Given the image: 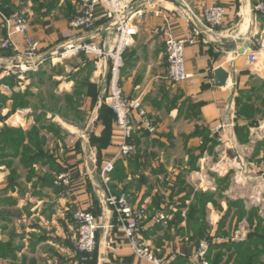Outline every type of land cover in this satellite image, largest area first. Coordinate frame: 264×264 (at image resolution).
I'll return each mask as SVG.
<instances>
[{
  "label": "crops",
  "instance_id": "0c3cea01",
  "mask_svg": "<svg viewBox=\"0 0 264 264\" xmlns=\"http://www.w3.org/2000/svg\"><path fill=\"white\" fill-rule=\"evenodd\" d=\"M185 1L198 16L212 6L222 7L225 21L216 29L222 36L206 32L195 36L194 23L183 16L181 0L148 5L139 34L124 54L120 87L127 99L142 103L157 131L149 134L140 128V118L133 112L130 120L135 128L129 142L136 153L127 158L118 157L122 141L116 119L109 144L99 148L96 140L105 131L99 100L110 81L102 63L79 55L49 60L35 73L6 76L4 68L21 64L28 47L25 38L16 35L14 50H0V239L8 242L10 235H18L13 228L29 222L28 230L33 231L22 236L24 245L17 254L24 264L40 260L82 264L76 252L78 211L93 214L103 226L87 264H150L134 255L117 227L108 228L116 224V216L101 207L107 191L126 193L133 208L145 210L140 236L164 264H175L177 259L199 264L195 255L205 238L211 241L209 264H234L236 252L228 249L229 242L241 244L248 238H228L242 222L252 232L258 219L264 221V179L249 163L244 169L239 161L264 159V66L257 72L246 55L238 53L253 37L264 39V16L255 11L264 0ZM153 6L163 9L166 19L155 17ZM78 8L77 0H0V42L7 36L4 18L24 13L30 20L27 37L38 41L41 54H47L88 36L70 29ZM107 25L104 19L98 22V42L111 38L104 30ZM166 26L178 39L196 37V45L186 49V70L193 78L175 87L169 79L164 36L157 32ZM219 68L229 73L224 87L214 81ZM50 123L66 136L54 125L48 127ZM221 123L225 128L215 135L213 130ZM36 127L41 131L39 142L45 137L40 142L45 150H34L25 160L14 155L11 136L3 130L10 128L26 137ZM60 145L66 149L60 150ZM218 157L222 170L216 174L212 169ZM113 160L114 171L105 183L102 171ZM61 174L70 179L69 186L55 184ZM256 180L259 188L253 187ZM200 208L203 212L196 215ZM160 213L168 215L167 222L152 224V217ZM195 224L207 227L204 237L196 236ZM41 231L44 235H38Z\"/></svg>",
  "mask_w": 264,
  "mask_h": 264
},
{
  "label": "built area",
  "instance_id": "2783aa9c",
  "mask_svg": "<svg viewBox=\"0 0 264 264\" xmlns=\"http://www.w3.org/2000/svg\"><path fill=\"white\" fill-rule=\"evenodd\" d=\"M154 1L78 0V14L71 19L70 29L78 34L87 33L88 36L71 40L43 55L41 54L40 43L27 37L30 28L29 18L24 13L14 14L9 18L5 17L7 39L1 43V49H15L13 38L16 35L25 38L28 48L24 54V63L6 66L3 74L12 76L37 72L49 60L53 62L54 60L64 61L79 55L90 57L98 64L102 63L103 69L110 74V81L104 90L105 97L99 103L108 106L116 116V127L120 132L122 141L118 157H130L136 153V147L129 142L135 128L130 120V115L133 112L137 113L140 118V128L146 130L149 134H155L157 131L152 120L148 118L142 103L139 100L130 101L127 99L120 87L121 73L125 66L124 54L134 44L135 37L139 34V26L148 14V5ZM181 4L184 10L183 16L194 23L195 36L200 35L202 32L217 35L219 38L222 36V34L216 32V29L225 21L226 13L222 7L212 6L206 9L202 16H198L185 0H181ZM152 8L151 11L155 17L166 19L163 9H157L155 6ZM255 11L264 14V2L259 3L255 7ZM101 19L108 22L104 30L111 35V38L98 42V35L95 31L98 29L97 25ZM157 32L164 36L165 54L169 64V79L172 85L175 87L191 80L193 75L186 70V49L188 45H196V37L193 39H178L169 26L158 29ZM249 43L252 48L246 53L248 63L257 72L263 71L264 39L257 40L253 37L249 40ZM222 129H224V125L220 124L215 127L213 132L216 135ZM114 165L115 160L105 165L102 171V178L105 183L108 182V175L114 171ZM242 166L244 169L248 167V165ZM254 166L252 164L251 169ZM57 185L69 186L70 179L66 175L61 176ZM101 204L104 212L111 211L116 216V224L108 228L117 227L123 233L137 258L150 264H164L155 257L151 247L146 245L140 236L141 225L146 218L143 208H133L126 193L117 196L109 191L106 192ZM74 217L78 224L76 252L80 256L79 262L87 264L90 256L96 251L98 245L97 232L103 226L100 225L97 217L86 211H78ZM168 218L165 213H160L152 217L151 222L154 225L165 224ZM209 246L210 242L207 240L200 243L195 255L199 264H209L206 258Z\"/></svg>",
  "mask_w": 264,
  "mask_h": 264
},
{
  "label": "trees",
  "instance_id": "16d2710c",
  "mask_svg": "<svg viewBox=\"0 0 264 264\" xmlns=\"http://www.w3.org/2000/svg\"><path fill=\"white\" fill-rule=\"evenodd\" d=\"M260 16H264V14H261ZM100 112V118L103 120V123L105 125V131L102 137L96 140L99 143V148H105L109 144L110 133L112 131V124L113 121L116 119V116L112 112V110H110L105 105H102V107L100 108ZM39 120L40 118L38 117L37 121ZM40 132V129L33 128L32 131L29 132L26 137H21L15 130L5 128L2 133L4 135L11 136V140H9V146H11V148L14 150L13 154H21L22 158L25 160L29 159L31 155L34 154V150H43L42 145L39 142ZM25 142H27V144H25ZM202 212L203 211L201 208L199 211L196 209L195 214L198 215ZM206 231L207 227L205 225L199 226L198 224H195L194 232L196 233L197 237H204L203 234H205ZM15 238H19L20 240H22V237L18 235H12L11 239L6 243L0 239V260H7L8 258H10L14 261H17V252L21 251L22 248L21 246H15ZM206 240L211 243L209 238ZM228 249H233V251L236 252L234 264H264V221L259 219L257 220V225L255 226V229L248 235V239L246 242L236 244L230 241ZM176 261L177 262L175 264H187L185 262L180 261V259H177ZM30 264L36 263L30 262Z\"/></svg>",
  "mask_w": 264,
  "mask_h": 264
},
{
  "label": "rangeland",
  "instance_id": "374dc122",
  "mask_svg": "<svg viewBox=\"0 0 264 264\" xmlns=\"http://www.w3.org/2000/svg\"><path fill=\"white\" fill-rule=\"evenodd\" d=\"M17 14V13H16ZM11 17V16H10ZM244 27V26H243ZM1 35V34H0ZM5 39H7V36H6V38ZM5 39H3L1 42H0V46H1V43L2 42H4L5 41ZM14 50V48H11V49H8V50H2L1 49V47H0V50L1 51H9V50ZM25 54V53H24ZM24 54H23V56H22V58H21V63H24ZM38 72V71H37ZM28 73H35V72H28ZM50 91H51V89H50V84L49 85H47V87H46V89H45V95L48 97V95H49V93H50ZM104 98V97H103ZM103 98H101L102 100H103ZM100 99V100H101ZM100 100H99V102H100ZM47 105V104H46ZM103 105H105V104H103ZM106 106V105H105ZM54 125V126H53ZM221 125H224L223 123H221ZM54 127L55 129H56V131H57V133L58 134H60L61 136L62 135H64V136H66V134H65V132H63V131H61V130H59L56 126H55V124H51L50 123V125L48 126V127ZM224 128H225V126H224ZM36 129H37V127H36ZM224 129H222L221 131H223ZM220 131V132H221ZM220 132H218L217 133V135L220 133ZM259 134L261 133V132H258ZM44 139H45V137L43 136V137H41L40 138V142L41 143H43L44 142ZM48 144H49V141H48ZM55 146L54 145H52V149H54L55 150V152L57 153L58 152V150L56 149V148H54ZM43 148V147H42ZM47 148H48V150L50 151L51 149H50V146L48 147L47 146ZM58 148L61 150V149H66L64 146H58ZM45 149H43V150H41V151H44ZM46 152V151H45ZM47 154H49L48 152H46ZM220 154H218V156H219ZM221 155H222V153H221ZM239 161H240V163L241 164H243V165H248V163L250 164V166L252 165V164H254L255 166H254V170L255 171H257L258 173H259V175H260V177L262 178V179H264V159H259V160H255V161H251L250 162V160H249V158H248V162L245 160V158L244 159H242L241 157L239 158ZM220 162H222V159H221V157H218V161H217V163H216V166L212 169V171L213 172H215L216 174H218L217 173V171L218 172H221V170H222V164H220ZM258 168V169H257ZM259 170V171H258ZM250 172V171H249ZM258 173L257 174H254V176L255 177H257V175H258ZM253 174V173H252ZM66 175V174H65ZM64 174H61V175H58L57 177H56V179H55V184H58L59 183V177H61V176H65ZM261 182H262V180H260ZM61 183H62V181H60ZM223 182V181H222ZM257 186H258V180H256L255 181V185L253 184V187H255V188H257ZM258 188H259V186H258ZM258 193V189L255 191V192H252L251 193V195H250V197L251 196H255L256 194ZM263 197H264V195H263ZM249 198V197H248ZM250 199V198H249ZM263 212V211H262ZM76 214V213H75ZM29 222H21L18 226H16L15 228H13L14 230H13V232L16 234H18V236H20V237H22V236H30V233L33 231V230H28L29 229V226H30V224H28ZM31 223H34V224H36L37 223V220H31ZM242 231H243V233L244 234H242ZM253 231V230H252ZM12 232V233H13ZM250 232H251V228H250V225L247 223V222H242V223H240L239 225H238V228L233 232V235L231 236V237H229L228 238V240L230 239V238H232L233 236V240H241V239H243V237H244V240H245V238L247 239L248 238V235L250 234ZM11 233V234H12ZM38 235H44L43 234V232L41 231ZM11 236L12 235H10V238H11ZM37 237V236H36ZM26 239H29L28 237L26 238ZM16 240H18V245L19 246H21V245H24L23 244V242H22V240H20L19 238H17ZM204 240H206V238L204 239ZM203 240V241H204ZM16 244V243H15ZM26 251H30V249H29V247L26 249ZM19 253L21 252V251H18ZM18 252H17V254H18ZM235 253V252H234ZM233 253V254H234ZM50 256V255H49ZM17 257V256H16ZM40 260V259H39ZM21 261H22V264H24V262H23V260H22V257L21 258H19V257H17V261H14V260H12V259H10V258H8L7 260H0V264H21ZM44 262H43V260H40V264H43Z\"/></svg>",
  "mask_w": 264,
  "mask_h": 264
},
{
  "label": "water",
  "instance_id": "95a60500",
  "mask_svg": "<svg viewBox=\"0 0 264 264\" xmlns=\"http://www.w3.org/2000/svg\"><path fill=\"white\" fill-rule=\"evenodd\" d=\"M250 43H246L242 49L239 50V56H245L246 50L249 49ZM229 78V73L225 71L223 68H219L214 73V81L217 87H224L226 85V82Z\"/></svg>",
  "mask_w": 264,
  "mask_h": 264
},
{
  "label": "bare ground",
  "instance_id": "6f19581e",
  "mask_svg": "<svg viewBox=\"0 0 264 264\" xmlns=\"http://www.w3.org/2000/svg\"><path fill=\"white\" fill-rule=\"evenodd\" d=\"M244 30H246V28H244ZM244 30H243V32H244ZM246 32H247V31H246ZM246 32H245V33H246Z\"/></svg>",
  "mask_w": 264,
  "mask_h": 264
}]
</instances>
